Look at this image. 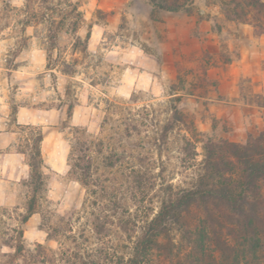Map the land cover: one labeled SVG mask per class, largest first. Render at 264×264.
<instances>
[{
    "label": "rangeland",
    "instance_id": "1",
    "mask_svg": "<svg viewBox=\"0 0 264 264\" xmlns=\"http://www.w3.org/2000/svg\"><path fill=\"white\" fill-rule=\"evenodd\" d=\"M68 1L78 6L84 23L77 33L66 29L60 34L58 50L53 57L60 59L62 55V58L57 64L49 66L46 24L33 23L24 27L21 10L25 0H0V144L5 145L8 135L15 131L27 132L23 146H18L17 151L27 152L29 157L34 136L31 134L32 128L27 126L35 127L36 134L44 135L41 144L43 158L45 147L49 153L57 155L63 150L58 141L49 140L55 132L67 131L74 142L79 136L83 140L96 141L111 134L117 144L122 138L116 134L114 127L132 117L137 121V134L131 139L122 140L121 150L136 151L144 158L142 169L150 172L151 180L146 190L139 191L138 201H143L140 207L143 210L149 208L152 216L166 196L165 188L168 185L188 187L196 178V172L205 158L202 143L205 136L242 143L249 135L264 131V18L258 16L246 0H195L189 11L178 13L154 10L145 0ZM260 1L264 3V0ZM85 26L83 37L77 35ZM97 27L112 29L100 33V43L96 45L98 52L103 45L106 50L118 49L127 55L125 50L130 45L139 46L143 55L136 57V62L123 67L139 75L148 73L152 79L146 82L147 91L139 87L140 81L134 80L126 98L109 94L113 73L118 74L122 66L115 63L119 56L105 60L103 55L93 57L89 52ZM66 37L69 39L66 40ZM77 37L86 44L84 52L73 49ZM34 44L44 52L42 65L21 58L33 50ZM63 61L71 64V75L64 73L66 68L62 65ZM137 63L143 66L137 68ZM38 67H42L43 71H36L34 76L19 75L22 70H35ZM81 71L88 82V89H99V92L89 91L86 96L85 107L90 106L93 110L89 123L72 124L80 104L78 91L84 89L83 82L75 79L81 75ZM45 74L50 75V90L58 93L56 99L61 101L50 105L49 110L52 107L57 112L63 110V119L57 117V124L47 131L17 122L21 108L43 107V104L31 103L27 86L43 81ZM61 77L64 78L62 96L58 87ZM39 87L43 89L44 84L39 83ZM111 103H117L127 110L114 115L118 122H111L106 128L107 134L101 135L104 121L110 115L108 107ZM174 107L184 113L185 125L177 124L166 140L159 142L161 128L171 119ZM92 123L95 128L90 131ZM183 137L194 141L190 155L181 150ZM46 140H49L47 145ZM11 148L12 145L0 151H10ZM70 151L71 147L64 161L68 171L62 177L60 173L55 175L63 185L75 182L78 188L62 186L59 192L61 200L53 201L45 195L52 176H45V190L37 195L27 184L28 181H21L20 186L27 190L22 203L13 205L11 209L0 206V264L29 262L27 257H13L14 249L7 247L9 252L2 251L6 247L4 241L14 235L15 229L26 231L27 235L43 233L42 242L39 239L29 241L26 237L23 238V246L28 252H35L39 244L43 245L46 249L44 264H116L117 257L127 255L124 247L128 241L117 226L107 237L89 233L83 239H78L77 244L67 239V235L78 238L82 228L75 219L69 221L65 218L71 211L80 210L86 197L77 175L70 173ZM191 153L196 154L194 160ZM34 196L38 197V213H35L36 218L32 223L23 224L20 215H27L28 202ZM65 198L70 206L61 215L57 209ZM53 204L56 205L55 209L52 208ZM21 207L23 211H20ZM144 214L145 210L140 216ZM195 214L198 212L194 211L191 218ZM63 218L64 223L61 221ZM55 229L60 232L55 233ZM136 230L138 235L140 229ZM76 253L81 260L74 258ZM154 264L170 263L161 254H156Z\"/></svg>",
    "mask_w": 264,
    "mask_h": 264
},
{
    "label": "trees",
    "instance_id": "2",
    "mask_svg": "<svg viewBox=\"0 0 264 264\" xmlns=\"http://www.w3.org/2000/svg\"><path fill=\"white\" fill-rule=\"evenodd\" d=\"M145 1L154 10L178 13L189 11L195 0ZM246 1L264 18L263 2ZM21 12L24 27L46 24L49 66L62 58V55L60 59L53 57L60 34L66 29L77 33L84 23L78 6L68 0H25ZM82 42L77 37L73 46L75 52L87 49ZM62 65L66 68L65 74L73 73L70 63L63 61ZM125 110L117 103L109 105L110 115L104 121L101 135L107 134L106 128L111 122H118L113 116ZM185 119L184 113L174 107L171 119L161 128L158 141L166 140L177 124L185 125ZM27 127L32 128L34 136L29 153L32 172L27 184L37 195L46 187L45 176L40 172L44 162L41 149L44 135L36 134L33 126ZM114 128L122 140L131 139L137 134V121L128 117ZM79 137L71 145L69 165L70 173L77 175L83 185L86 197L82 208L71 211L65 218L75 219L82 228L78 238L66 236L74 244L89 233L107 237L117 226L128 245L124 247L127 255L117 257L116 264H154L156 254L164 256L170 264H264V131L249 135L242 143L205 136L202 141L205 158L196 178L188 187L168 185L157 212L150 216V209L144 208L143 217L140 216L144 211L140 207L143 201H138V193L146 190L151 177L147 169H142V154L121 150L122 140L116 144L111 134L96 141ZM182 141L181 150L190 155L194 141L189 137H183ZM191 156L194 160L196 154L191 153ZM37 200L34 196L28 202V213L20 215L21 223L38 213ZM194 211L198 212L195 219L191 218ZM65 219L61 221L64 223ZM13 233L3 243L15 250L13 257H27L28 264H44L45 247L39 244L35 252H28L23 246L24 231L15 229ZM74 258L82 259L78 253Z\"/></svg>",
    "mask_w": 264,
    "mask_h": 264
},
{
    "label": "clouds",
    "instance_id": "3",
    "mask_svg": "<svg viewBox=\"0 0 264 264\" xmlns=\"http://www.w3.org/2000/svg\"><path fill=\"white\" fill-rule=\"evenodd\" d=\"M86 30L82 28L80 32L77 34L83 37ZM31 30H29L30 32ZM96 37L94 40L93 45L89 48V52L92 54L93 57L97 55H103L105 60L109 57H116L119 56L120 58L115 60V63L120 64L122 66L119 73H113V80L108 88L109 94L111 96H123L127 97L128 92L131 90L130 85L133 83L134 80L140 81L139 87L146 88V82L150 81L152 78L148 73L143 75H139L138 72L131 71L128 68H124V65H131L132 63L136 62V57H140L143 53L140 51L139 46L132 47L131 45L125 50L127 55L124 53H120L118 49L113 50H106L103 45L100 46L99 52L97 51L96 45L100 43L99 35L101 32L105 31H112L111 28H104V27H97L95 29ZM66 40L69 39L68 37L65 38ZM43 55L44 52L42 49H38L34 44L33 50L29 53L24 54L21 58L22 59H31L34 62L38 63L39 65L43 64ZM37 57L39 59L37 60ZM143 65L137 63V68L142 67ZM36 71H43L42 67H38L35 70L27 69L22 70L19 74L20 76L24 75H32L36 74ZM59 76V73H57ZM77 80H81L84 84V89L78 91L77 98L80 102L79 106L76 109V115L72 124H87L89 123V118L92 115V108L90 106L85 107L86 104V96L88 95L89 91L99 92V89L91 90L88 89V82L83 77V71H81V75L75 77ZM39 83L44 84V88L40 89ZM63 83L64 78H60V83L58 87L61 88L59 95H63ZM52 87L51 79L49 74H45L43 81L41 82H34L27 86V93H31V103L32 104H43V107L33 109L31 107L28 108H21L20 109V124H31L40 128H43L47 131L51 128L52 125L57 124V117L63 119L62 112H57L55 107H52L49 110L50 105H56L61 103L60 100L56 99L58 93L50 90ZM7 106H5L6 108ZM7 119V113L5 112V121ZM6 127V123H5ZM95 128V124L92 123L89 130ZM27 132H19L15 131L8 135V138L5 142L4 147L7 148L8 144L11 143L12 148L11 150L6 153L2 158H0V170H2L5 174V182L3 184V191H4V204L5 206L11 207L16 204H21L24 199V194L27 191L20 186V181H28L31 177L32 169L29 166V157L27 152L24 154H20L17 151L18 146H23L24 140L27 138ZM67 137V139H65ZM55 139L62 145V152L57 155L55 153H49L47 147H45V155H44V162L40 166V172L43 173L44 176H52L53 179L49 182L48 191L45 193L48 200H61V195L59 194L60 189L62 186L70 187L72 189H76L79 187L78 184L75 182L71 183L70 185H63L61 182H58L59 177L55 175V173H60L61 177L64 173L68 171V168L65 166V157L68 154V151L71 145L74 143L72 137L68 134L67 131L65 132H55L49 140ZM49 140L45 141V145L49 143ZM70 206V202L68 199H64V202L61 207H59L58 212L62 215L66 209ZM52 208H56V205H52ZM20 211H23L21 207ZM27 239L29 241L32 240H41L43 241V233L35 234L29 233L27 235ZM31 246V245H30ZM3 252H9V248L5 247L2 249Z\"/></svg>",
    "mask_w": 264,
    "mask_h": 264
},
{
    "label": "crops",
    "instance_id": "4",
    "mask_svg": "<svg viewBox=\"0 0 264 264\" xmlns=\"http://www.w3.org/2000/svg\"><path fill=\"white\" fill-rule=\"evenodd\" d=\"M20 110H19V112H18V117H17V122H18V124H20ZM20 125H30V124H20ZM11 145H8V147L7 148H9ZM0 149L1 150H3V149H6L5 147H4V145H2V144H0ZM9 151H3L2 153H1V155H0V158H2L6 153H8ZM20 154H24V153H21V152H19ZM0 162H2V161H0ZM5 179H6V177H5V174H4V172L2 171V170H0V206H5V204H4V191H3V184H4V182H5ZM21 181H23V180H21ZM20 181V182H21ZM19 182V183H20ZM36 218V214H33L30 218H29V220L26 222V224H30V223H32L33 222V220ZM27 237V232L25 231L24 232V239Z\"/></svg>",
    "mask_w": 264,
    "mask_h": 264
}]
</instances>
